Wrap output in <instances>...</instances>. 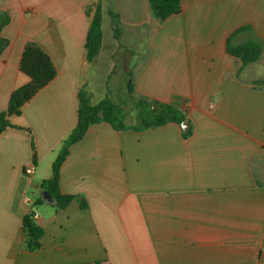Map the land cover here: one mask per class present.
<instances>
[{
    "label": "crops",
    "instance_id": "obj_1",
    "mask_svg": "<svg viewBox=\"0 0 264 264\" xmlns=\"http://www.w3.org/2000/svg\"><path fill=\"white\" fill-rule=\"evenodd\" d=\"M97 3L102 43L89 63ZM3 19L0 114L30 81L20 71L29 43L57 76L0 135V264H264V0H183L165 21L148 0H0ZM229 39L259 44V60L243 66ZM100 77L102 100L129 94L131 80L135 97L174 106L191 132L92 125L61 168V193L76 199L59 210L40 185L76 128L84 85ZM31 210L37 251L26 246Z\"/></svg>",
    "mask_w": 264,
    "mask_h": 264
},
{
    "label": "trees",
    "instance_id": "obj_2",
    "mask_svg": "<svg viewBox=\"0 0 264 264\" xmlns=\"http://www.w3.org/2000/svg\"><path fill=\"white\" fill-rule=\"evenodd\" d=\"M101 1V0H100ZM155 18L165 21L167 18L181 13L183 0H148ZM92 17L91 26L88 32L85 48L87 51V61L93 63L100 51L102 43L101 29V7L97 3L94 10L89 12ZM114 33L116 38L119 36V18L111 13ZM6 19L1 20L0 24V55L7 45V41L1 37L2 28L6 25ZM240 32V31H238ZM227 51L230 55L238 58L243 66L257 62L261 56V46L257 43H245L238 46H231L228 41ZM20 71L26 75L30 81L27 85L16 89L9 100L7 111L0 114V135L7 129L14 127L10 118L21 115L23 106L33 99L43 88L50 84L57 76L55 66L48 55L35 43H29L24 50L20 63ZM129 95L134 98L131 80H129ZM135 101L142 109L147 110L142 118L140 126H133L124 123V113L119 106L110 98H106L96 105L91 104L89 97L80 96L78 121L76 128L66 141L63 149L53 164V176L49 180L41 183L40 189L51 194L55 199L56 208L66 209L75 199L74 196L63 195L60 190L61 168L69 154L70 147L83 139L92 125L106 122L117 130L133 129L136 131L156 128L169 123L181 125L186 116L177 108L168 104H160L144 98L135 97ZM155 107V109L153 108ZM31 134L30 130L27 129ZM191 131L185 133L189 135ZM42 201V199H39ZM83 210L88 206L85 200L78 199ZM24 227L27 234V249L37 251L41 247L40 240L43 236V229L35 221V211L31 210L24 220Z\"/></svg>",
    "mask_w": 264,
    "mask_h": 264
},
{
    "label": "rangeland",
    "instance_id": "obj_3",
    "mask_svg": "<svg viewBox=\"0 0 264 264\" xmlns=\"http://www.w3.org/2000/svg\"><path fill=\"white\" fill-rule=\"evenodd\" d=\"M139 49L141 50L142 47L140 46ZM135 63H133L134 65ZM132 67V70L134 68V66ZM262 65L259 63L254 67V70L257 72L261 71ZM121 66L118 65L117 70L120 71ZM258 74V73H257ZM88 76L86 77V82H88ZM115 83V82H113ZM112 84L111 88L113 89L115 86ZM92 85H89L88 87H86V85H84L83 90L84 93L86 94V96L88 97L90 95V93H92V95L94 96V100L95 102H100L103 98V94H104V87L102 85V80L101 77L100 78H96L94 83H90ZM91 90V91H90ZM135 97L132 98L129 94H125L124 91H122L121 93L119 92L117 95H115V100L112 99L114 101V103H116L119 108L122 109V112L124 113V123L126 124H140L142 118H144V114H146L147 110L142 109L140 107V105L135 101ZM154 108V107H153Z\"/></svg>",
    "mask_w": 264,
    "mask_h": 264
},
{
    "label": "water",
    "instance_id": "obj_4",
    "mask_svg": "<svg viewBox=\"0 0 264 264\" xmlns=\"http://www.w3.org/2000/svg\"><path fill=\"white\" fill-rule=\"evenodd\" d=\"M155 108V107H154ZM181 128L184 132H188L189 128H190V123L189 120H185L182 124H181ZM41 197L42 199L46 202V203H50V204H54L55 203V199L51 196V194L45 190L41 191Z\"/></svg>",
    "mask_w": 264,
    "mask_h": 264
},
{
    "label": "built area",
    "instance_id": "obj_5",
    "mask_svg": "<svg viewBox=\"0 0 264 264\" xmlns=\"http://www.w3.org/2000/svg\"><path fill=\"white\" fill-rule=\"evenodd\" d=\"M25 172H26V174L29 175V176L33 175V173H34V166H29V167L26 169Z\"/></svg>",
    "mask_w": 264,
    "mask_h": 264
}]
</instances>
